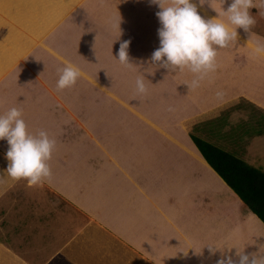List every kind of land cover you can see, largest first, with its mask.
Masks as SVG:
<instances>
[{
    "label": "crops",
    "instance_id": "obj_1",
    "mask_svg": "<svg viewBox=\"0 0 264 264\" xmlns=\"http://www.w3.org/2000/svg\"><path fill=\"white\" fill-rule=\"evenodd\" d=\"M30 1L4 0V8L0 9V20L8 27L6 41L0 44V73L17 61L26 47L35 44L33 36L40 31L39 20L44 27L48 22H56L64 12L56 0H49L50 8L45 3L27 6ZM257 13L261 16L251 26V36L237 27V40L219 49L217 68L199 86L189 89L187 83L194 74L187 68L178 71L181 88L195 90L197 107L181 106V94L171 95L170 89L161 84V94L173 96L178 106H141L145 113L154 112L160 118L155 120L146 117L137 120L130 115L121 123L104 118L95 120L98 121L95 135L91 130L93 124L75 119L72 106L54 104L55 91L46 90L45 95L37 91L39 98L32 99L34 106L23 96L24 106L17 107L22 109L28 130L32 133L47 130L55 138L56 147L49 161L50 177L37 185H29L26 179L9 180L0 185L4 238L12 237V233L20 232L23 227L24 222L19 219L10 220L17 215L24 219L32 216L38 221L39 227L33 231L35 240H39L34 242L37 255L47 245L51 256L62 253L69 245L76 259L81 258L80 253L90 259L94 246L98 245L102 250H109L99 259V264H214L220 251L209 256L208 244L225 247V251L233 247L232 253L235 247L244 248L247 253L258 252L260 247L264 251L263 221L210 166L189 130L182 125L184 120L200 112L216 110L237 96L264 111V56L252 54L257 40L264 42V20L260 19L264 11L259 9ZM220 19L230 28L235 27L227 18ZM148 27L145 28L153 30L151 24ZM146 42L149 43L144 39ZM236 44L241 51L236 52ZM225 50L228 56L221 52ZM227 64L232 65L234 74L229 77L217 73L223 67L228 69ZM79 68L83 79H89L97 89L105 91L98 80L85 74L83 66ZM165 72L166 77H171ZM32 74V80L37 82L39 73L33 70ZM227 80H232L233 86ZM20 81L28 82V79L22 76ZM38 82L44 87L41 80ZM111 97L114 100L117 95L114 93ZM116 99L124 102L120 95ZM10 107L0 106V113ZM123 107L138 109L137 106ZM101 112L104 113L103 109L97 114ZM220 128L226 134L224 139L223 136L214 139L211 132L217 130L212 125L205 134L199 135L225 151L237 153L248 163L250 144L257 136L227 133V125ZM7 149V140H0V170L7 167ZM78 234L87 235L85 245L74 244ZM46 236L49 242L40 243ZM93 260L98 264L97 258Z\"/></svg>",
    "mask_w": 264,
    "mask_h": 264
},
{
    "label": "rangeland",
    "instance_id": "obj_2",
    "mask_svg": "<svg viewBox=\"0 0 264 264\" xmlns=\"http://www.w3.org/2000/svg\"><path fill=\"white\" fill-rule=\"evenodd\" d=\"M56 1L60 5L59 8L64 11L61 13L62 16L54 23L48 22L44 26L45 28L42 25L43 21L39 20L40 31H37L38 34L33 36L36 40L35 44L32 47H26L24 54H21L17 61H14L7 69H4V72L0 73V106L22 105L23 96H27L25 101L31 102V106H34L32 99L37 100L39 98L37 91L44 95L50 91H55L54 104H58L56 106H72L75 119L84 124H93L91 130L95 135L98 134V121L95 120L102 118L108 122L113 120L118 123H121L128 115L137 120L145 119V117L154 120L155 118L160 119L154 112L145 113L144 110H141V106H178L177 100L173 96L171 97L174 93L181 94V100L178 99L180 102L182 101L181 106L197 107L195 90L181 88L183 84L178 79V71L180 72V70L172 71L150 64L153 50L159 47L157 29L160 24L156 15L153 16L152 14V11L155 13L158 11L156 5L149 4L148 0ZM196 2L198 4V0ZM209 2H206L202 7L198 6V10L206 17H215L218 13L213 8L217 11H220L221 8L227 10L231 0H225L224 3L223 0H209ZM42 3H45L48 8L51 7L49 0H31L26 5L36 6ZM210 4L213 8L210 7ZM252 5L250 13L256 21L257 17L261 16V13H257L258 10L264 11V0H252ZM2 8H4V0H0V9ZM28 9L26 8V10ZM120 15L122 33L120 39L117 40L119 30L114 28L111 22L118 20ZM220 17L227 18L226 15ZM260 19L264 20V16ZM150 24L153 26L152 31L147 29ZM7 35L8 27L4 25L3 21L0 23L1 45H4ZM129 38H131L129 58L133 64L126 65L122 64L114 55L118 52L120 41ZM58 39L62 41V45L57 42ZM144 39L149 43H144ZM237 46L238 44H236V49H238ZM238 51H241V48L236 52ZM221 52L227 53L226 50ZM57 53L60 56L59 54L57 56ZM60 57H64L63 60L66 59L78 67L83 66L84 69H82L85 74L90 79L98 80L101 86L105 87V91L97 89L89 79H83V77L78 78L71 87L58 89L56 86L59 78L58 70L65 63ZM226 67L228 69L223 67L221 72L217 70V73L227 74L229 77L234 74L232 65L227 64ZM40 68H42V75L39 71ZM33 70L39 73V80L43 82L44 87L40 86L39 80L37 82L32 80ZM165 71L171 77H166ZM22 76H25L28 82L20 81ZM138 76L144 77L147 87L146 93L141 94L136 90L135 81ZM227 81L228 83L231 81L230 86H233L232 80ZM161 84L162 87L170 89L168 92L171 95L163 96L161 94ZM114 93L117 97L120 95L124 102L116 99L117 97L113 100L111 94ZM217 99L220 101L219 95H217ZM123 106H137L138 109L129 110ZM99 109H103L104 113L97 114ZM195 123L198 124L194 125ZM241 123L247 125L245 128L250 137L257 136L250 144L248 164L264 172V111H261L260 108L257 109L256 106L243 100L240 96H237L230 103L226 102L217 107L216 110L207 113L200 112L193 118L184 120L182 125L187 131L189 130L188 133L191 138L192 136L202 138L199 134L201 132L205 134V130L212 125L217 131H212L211 135L214 139L219 140L223 135H226L219 131L221 126L227 125V133L232 132L235 135L239 134L238 130L242 128ZM192 125L194 127L190 132ZM203 127L204 130H202ZM119 128L123 129L122 126ZM18 219L24 222L20 232L12 233V237L4 238V218L1 219L0 217V264H39L48 258L51 260L47 264H65L64 260H67V264H94L93 258H97L99 264L102 255L109 253L108 249L102 250L100 248L102 246L95 245L90 259L81 253L78 254L81 255V258L77 257L76 259L73 255V247L66 244L67 246L63 248V252L60 254L51 256L48 253L51 249L47 245L44 249L46 252L42 251L41 254L37 255L34 253L37 251L34 242L39 240H35L33 231L39 227L38 221L32 216H27L24 219L23 216L17 215H13L10 220ZM62 225L63 230H65V224L62 223ZM12 228L15 230V227L12 226ZM76 230L77 228L73 233ZM58 235L59 233L56 236V241L59 238ZM86 236V234L76 235L73 240L74 244L79 245L82 242L81 244L85 245ZM45 239H40V243L41 241L49 242L48 236ZM93 240L95 241L96 238ZM114 253L116 252L114 251L112 254ZM67 257L70 258L66 259ZM95 264L97 263L95 262Z\"/></svg>",
    "mask_w": 264,
    "mask_h": 264
},
{
    "label": "clouds",
    "instance_id": "obj_3",
    "mask_svg": "<svg viewBox=\"0 0 264 264\" xmlns=\"http://www.w3.org/2000/svg\"><path fill=\"white\" fill-rule=\"evenodd\" d=\"M148 2L158 7L155 15L160 24L157 29L159 47L153 50L150 64L172 71L187 68L194 74L191 82L187 83L190 88L199 86L201 80L215 71L217 53L219 49L228 47L232 41L237 40V27L243 28L251 36V26L256 22L250 13L252 0H231L227 10L221 8L220 11L210 4L218 13L215 17H206L198 10V6L210 3L209 0H198V4L196 0ZM221 15H226L230 24L235 27L230 28L229 24L220 19ZM121 19L120 15L118 20L111 22L112 26L119 30L117 40L122 33ZM130 44L131 38L121 40L118 52L114 55L122 64H133L129 58ZM252 54L264 56V42L257 40L252 47ZM58 71V89L73 86L83 75L78 66L68 61H65ZM135 84L138 93L147 92L143 76H138ZM5 139L8 144L5 153L8 164L5 169L0 170V185L19 179H26L29 185H37L51 176L49 161L56 147V140L45 129L37 133L30 132L22 109L17 106L0 113V140ZM207 248L209 256H215L217 251H220L214 264H264V251H261V247L258 252L252 253L237 247L235 253H232L233 247H227L228 250L225 251V247L221 248L215 244H208Z\"/></svg>",
    "mask_w": 264,
    "mask_h": 264
},
{
    "label": "trees",
    "instance_id": "obj_4",
    "mask_svg": "<svg viewBox=\"0 0 264 264\" xmlns=\"http://www.w3.org/2000/svg\"><path fill=\"white\" fill-rule=\"evenodd\" d=\"M241 125L238 133L246 134L247 125ZM192 139L210 166L264 223V172L245 162L235 152L225 151L202 138L192 136Z\"/></svg>",
    "mask_w": 264,
    "mask_h": 264
},
{
    "label": "water",
    "instance_id": "obj_5",
    "mask_svg": "<svg viewBox=\"0 0 264 264\" xmlns=\"http://www.w3.org/2000/svg\"><path fill=\"white\" fill-rule=\"evenodd\" d=\"M59 41H57V42H59V43H61V45H62V41L60 40V39H58ZM57 54H59V53H57Z\"/></svg>",
    "mask_w": 264,
    "mask_h": 264
}]
</instances>
